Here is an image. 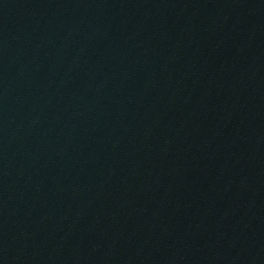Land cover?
Here are the masks:
<instances>
[{"label": "water", "instance_id": "1", "mask_svg": "<svg viewBox=\"0 0 264 264\" xmlns=\"http://www.w3.org/2000/svg\"><path fill=\"white\" fill-rule=\"evenodd\" d=\"M0 264H264V0H0Z\"/></svg>", "mask_w": 264, "mask_h": 264}]
</instances>
